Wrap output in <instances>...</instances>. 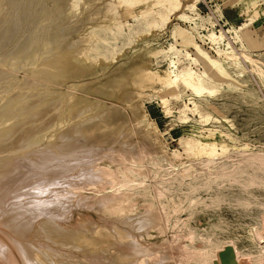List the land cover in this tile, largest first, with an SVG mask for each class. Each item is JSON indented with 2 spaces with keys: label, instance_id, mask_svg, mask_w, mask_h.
Listing matches in <instances>:
<instances>
[{
  "label": "rangeland",
  "instance_id": "374dc122",
  "mask_svg": "<svg viewBox=\"0 0 264 264\" xmlns=\"http://www.w3.org/2000/svg\"><path fill=\"white\" fill-rule=\"evenodd\" d=\"M8 1H0V11L2 9L5 16L3 20L5 23L6 19L9 20L6 24L0 23V31L3 30L0 32V47L3 46L1 42L4 33L8 34L4 37L6 40L9 39L10 32L20 30L24 33L25 29L39 23L38 13L44 6L52 9L54 13L43 22H49L51 17L55 19L57 16L64 18L68 27L64 35L67 40L65 39L64 45L58 47V53L59 50L64 51L63 48L66 49L67 46L77 44L73 50L79 54L81 44L87 43L89 34L92 31L96 33L97 38L92 43L98 47L97 53L88 54L92 58L95 57L96 61L84 62L83 54H79L70 68L82 67V75L72 78L75 81L71 79L63 86H57L51 90L48 97L56 92L65 93L66 97L69 96L68 100L72 98L70 101H73L84 93L85 97L86 88L105 87L109 91L108 94H88V99L85 100L89 103L91 99V104L97 103L95 106L100 104L98 107L102 105L103 109L105 108L106 115L102 117V111L98 116L102 115L101 120L107 119L105 117H108V114L113 115L115 111V114L119 115L111 128L108 126L109 128L103 129L104 134L110 132L111 136L105 135L102 145L110 144L113 134L129 144L130 149L126 144L115 145L117 151L106 145L104 149L101 147V152L98 153L101 160H96L98 167L95 166L94 170L99 167L102 171L111 170L116 179L119 178L112 181V184L110 181H101L102 184H99L102 186L98 187L95 184H80L81 178L85 176L82 173L77 176L78 179L73 177L80 184L76 185L74 190L73 186L67 188L68 191L53 183L54 189L51 191L55 190L56 194L61 195L64 190L68 192H64V196H71L70 201L74 204V209L70 210L71 213L69 211L68 217L73 224L88 222L85 224L88 225L91 222L93 226L90 224L88 227L97 229V236H100L98 230L103 224H106L107 228L111 226L109 229H115L117 225L118 230L126 229L125 232L131 235H121L125 232L111 229L113 235L118 231L119 236L129 237H122L120 240V236V243L125 242V246L129 245L130 249V244L126 242L137 240L133 243L135 248L133 247L132 252L135 254L137 246L142 249L145 247L149 248L148 256L144 254L145 256L139 258L137 254L129 255L128 249L126 257V253H122V250L120 252L118 247H111L110 255L107 252L106 256L104 251L106 255L103 257V250H100L91 262L87 259H91V254L87 253L86 256V253H83V250L90 252L91 246L88 249L84 246L83 250L79 249L82 254L77 251L76 258H72L76 259L73 260L77 261L75 264H118L120 258L121 262H126L124 264H158L155 262L157 260L163 261L162 264H215L219 256L218 251L220 254L224 247L234 248L236 251L229 264H239L248 257L252 258L254 264L262 261L264 264V80L252 71L248 64L226 65L224 61L225 54L240 55L246 51L264 62V0ZM12 8L18 9L17 20L10 18L13 11L14 14L16 12ZM18 35L11 36L17 40ZM16 40L9 41L7 48L13 47ZM52 44L54 42L50 45ZM195 44L201 46L209 56L226 65L228 70V76L215 84L210 91L201 83L203 79L200 75L205 70V63L202 62L200 68L195 64L188 67L189 56H198ZM172 46L173 49H170ZM5 47L2 48L3 52L7 51ZM2 50L0 48V52ZM24 56L23 58L26 57ZM179 58L186 59L184 64L179 63ZM172 60L177 63H170ZM142 67L149 69L150 75L146 78L140 75L137 78V71ZM168 70L196 75L199 77L201 88L192 89L180 81L172 86L161 82L160 77ZM23 77L22 70L15 74V80ZM115 82L118 88L111 87ZM17 84L19 83L14 85ZM79 86H84L85 89L81 88V91ZM111 90H116L114 95ZM91 109L99 110L97 107ZM91 109L89 112L95 111ZM106 138L110 142H107ZM213 143L219 146V150L217 154L209 156L206 151ZM115 154L118 155L117 158L111 159ZM78 167L80 170L77 172L82 168ZM77 168L72 169L76 171ZM75 171L73 173H76ZM107 172L105 171L106 174ZM56 175L58 177V174ZM95 180H98V177ZM71 189L73 193H69ZM74 193L77 196L73 198L74 195L71 194ZM46 195V198H49L48 195L50 198L53 196L51 193ZM98 207L101 208L97 209ZM108 215L110 216L107 217ZM2 217L0 221H3ZM118 218L124 222L120 223ZM142 218H151L153 223ZM139 221L143 224L140 227ZM119 223L121 225L118 226ZM131 224H134V229L136 225L139 229L137 227L133 231L132 227L127 226ZM102 230L107 231L106 227H102ZM110 231H107L106 236ZM108 238L104 240L107 244L101 243L103 248L112 245L113 237ZM9 243L10 240L5 239L4 245ZM122 244L120 245L123 248ZM79 257L85 258L81 260ZM54 259L58 262L61 260L55 264H74L68 263L71 258H65L67 262L58 256Z\"/></svg>",
  "mask_w": 264,
  "mask_h": 264
},
{
  "label": "bare ground",
  "instance_id": "6f19581e",
  "mask_svg": "<svg viewBox=\"0 0 264 264\" xmlns=\"http://www.w3.org/2000/svg\"><path fill=\"white\" fill-rule=\"evenodd\" d=\"M10 1H13V0H9L8 3ZM194 5L195 3L192 6ZM44 7L45 8H43L42 6L43 10L41 11L38 10L40 11L38 13L39 23H36L35 25H33L31 28L27 30L25 29L24 33L20 32V30L19 31L17 30V32H15L16 31L15 30L14 33L10 32L11 33L10 34L7 31L10 36L11 35L14 36V34L16 35L19 34L18 35L19 37H17V40L13 36L11 37L9 36V39L5 40L8 34L4 35L5 31L3 32L4 34L2 33L3 42H1V44L4 47L6 45L8 46L9 41L16 40L17 42H15L14 43L15 45L13 47H10V49L7 48L6 46L5 47V50H7L6 52H3L2 50V48H4L3 46L0 47L2 50V52H0L1 53L0 54V217L5 216V217H2L3 221H0V226L2 227V228L0 227V264H55L58 261H55L54 257L57 258V256L64 259L65 260V261L63 260L64 262H67L70 258L71 259L74 257L76 258L77 251L79 253L80 251L79 249L83 250L82 247L84 246H87L86 249H88V247L91 246V250H89L90 252L86 250L84 252L83 250V253H86V256H87V253L91 254L89 255L91 259L87 258L90 261L97 257L100 250H103L101 251L103 257L106 255L104 251H106V253L109 252V255H110L111 247L112 249H116L115 247H118L120 252L122 250V253L123 252L126 253L125 255L127 257L129 245L125 246L124 244L125 242L124 243L122 242L123 244L120 243V240L122 237L123 238L128 237V236L124 237L126 234L131 236L130 233L125 232L126 229L123 231V230H120L119 228L121 232H125V233L120 232L121 235L125 234L124 236L120 235L121 236L120 237L118 235L119 230L118 228H116L117 225L115 226L114 224L115 229L118 230L117 231L118 234L116 233L117 236H115L116 234L113 235L112 233L114 232L110 231L112 228L109 229L111 226H108L109 228H107V226H105L106 224H103L102 227L103 228L106 227L107 231L109 230L111 233L108 232L109 235L106 236L107 231L104 232V230H102V227H101L100 230H98V234H100V236L99 235L97 236V229H93L92 227V229L95 230L93 231L92 229L88 227L91 224V222H89L90 224L88 225H85L88 222L85 224L84 223L80 224V222H76L75 224H73L69 219L70 217H68L69 211L74 207V204H72V202L70 201L71 196H68L66 194H65L66 196H64V192H65L64 190H66L67 188H72L71 186H73L72 189L74 190V187L76 188V185L80 186V184H83V185L84 184H89V185L95 184V186L98 187L99 185L102 184L101 181L103 182L110 181L112 184V181L119 179V178L116 179V176H114L115 174L113 175L111 170L107 172V170L104 169L108 174H106L104 170L102 171L100 169L101 167L97 169L99 171L94 170V167L98 164L96 160L97 159H99V161L101 160V157L98 154L100 149L102 148L104 149V147H106L107 145L105 143L104 145H102L103 144L102 141L104 142V139H105L104 136L105 135H108L107 137L111 136L110 132L109 134L106 132H105L106 134H104L103 129L108 126L110 127L111 125L116 123L115 121L118 120L119 115L115 114L116 111L114 110L115 112L113 113V115L108 114V117L107 116L105 117L107 119L103 118V120H101L100 117L102 115L100 117L98 116L101 114L102 111H103L102 117L106 115L104 114L105 108L103 109L102 105L98 107V105L100 104L95 106V104L97 103H95L93 99L92 101L95 104H91L92 102L90 101L91 100L90 98H89L90 99L89 103L88 102L86 103L85 100L88 99L87 97L88 94H91V95L93 93H97L98 95L99 93L105 94V95L108 94L109 91H107L105 87L104 89H97V87H95V89L93 88L91 89V87L85 89L84 86H81V87L79 86L81 91L82 89H85L84 91L87 93V95H85L84 97L85 93L83 95L81 94L78 97H75L76 99H74L73 101H70L72 98L68 100L69 96L66 97L67 94L65 93L57 94L56 92L54 94L52 93L53 96L48 97L51 90L56 89L57 86L59 85L63 86L64 84L68 83L72 78L81 76L83 73L82 67L76 66L74 68H70L72 62L75 63L74 59L79 54H83L82 61L84 62L87 60H90L92 62L96 61L95 57L92 58L88 54L91 52L96 55L98 47L92 43V41L96 40L97 38L96 33L92 31L91 34H89L88 36L87 43L81 44L82 49L79 54L75 53L74 52L75 50H73V48L77 44L71 45L69 47L67 46L66 49L63 48L64 51L59 50L60 53H58V50H57L58 47L62 46V44L65 42L66 37H64V35H66L65 31L67 30L68 27L65 24V19L58 18L57 16H55L56 18L53 17L55 19H52L51 17L52 21L50 20L49 22H43V20L50 18L52 13H54L51 11L52 9L46 8V6ZM27 9L29 11V8ZM13 10H15L17 13L15 12L14 14V11H13V16H10V15L9 16L10 18L15 19L16 17H18V11H17L18 9H13ZM56 15H58L57 10H56ZM4 17L5 16L3 15V12L1 9L0 21L3 20ZM28 20H29V17H28ZM4 21L5 20L1 21L0 23L6 24L7 21L9 20L6 19V23ZM2 26H5V25H2ZM0 28H1V25H0ZM0 36L2 37V35ZM10 38H15V40H11ZM20 40H22V42H20ZM53 42L54 44L50 45ZM194 46L196 47L198 56L196 57L189 56L190 64L188 67H190L191 64H195L197 68H200L202 62L205 63V70L201 73L200 77H202L203 79L201 83H203L205 87H207L208 91H210L212 87L214 88L215 84H217L220 80L228 76V70L226 68V65H230L231 63L237 66H241L244 64L250 65V69L256 72L261 77V79L264 80V67H263L264 62L255 58L249 52L245 51V52H242L240 55L225 54L224 61L226 65H224L217 58L209 56L208 53L205 52L201 48V46H199L198 44H195ZM173 47L174 46H172V48L170 49H173ZM57 54H61V55H57ZM6 56H8L10 60ZM23 56L25 58H23ZM6 58H7V61H5ZM178 61L179 63L184 64L186 59L179 58ZM170 63L176 64L177 62L172 60ZM21 70L24 71L23 79L18 78L15 80V74H17ZM149 72H150L149 69L147 68L145 69L142 67L141 69H139V71H137L138 73L137 78L140 75H142L143 78H146L148 77V75H150ZM166 72L167 73L163 77H160V81L163 83H166L169 86L175 85L177 82L180 81V83H182L186 87H190L192 89H198V90L201 88L199 77H197L196 75L190 72L185 73V74L174 73V71H170V70ZM120 80H123V78H120ZM16 83H19L17 84L18 87L14 85ZM116 84L117 83L115 82V85L111 87L116 86ZM119 84L120 83H118V85ZM72 89L74 90L75 88H72ZM76 90H79V89H75V91ZM115 91L116 90H111L110 92L113 93ZM65 92L68 93V91H65ZM73 93L75 94V92ZM68 95L70 94L68 93ZM112 95H114V93ZM92 107L93 108L97 107L99 108V110L100 109L101 110L99 112L98 109L97 110L94 109L95 110L94 111L93 109H91ZM90 109L93 110L94 112L92 111L89 112ZM113 132H115V134H118L116 131H113ZM121 136L123 135L121 134ZM116 137L117 136H114L113 134V137L110 138L112 139V142L108 141L109 139L106 138V140L108 139L107 142H110V144L108 143L107 146H110V148H112V150L114 151L117 148L115 145L124 144L125 146L126 144V141H121L118 137L117 138ZM126 145H127V148L130 149L129 144H126ZM218 150H219V146L216 143H213L210 145L209 149L206 151V154L209 156H213L217 154ZM117 156L118 155L115 154L113 155L111 159H115L117 158ZM72 160H74L73 163H72ZM73 165L77 167L81 166L82 167V168L80 167L81 171L77 172L79 167L78 168L72 167ZM72 168L74 169L77 168V170L75 171ZM56 170L59 171V173H57ZM74 171L76 173H73ZM82 173H84L85 176L83 175L84 178L80 176L82 177L81 178L82 180L79 184V181L75 179L77 178L79 174L81 175ZM86 173L87 174L89 173V174L86 175ZM56 174H58V177ZM74 176H76V178L73 179ZM100 176H102V179H100ZM53 177H56V178H53ZM97 177H98V180H95L97 179ZM32 181H34V183ZM99 182L101 184H99ZM53 183L57 184V187L58 185H61V187L64 188L63 194L61 195L58 193L56 194L55 190L51 191L52 188L54 189V186H52ZM48 184H51V185L48 186ZM50 186H51V189H50ZM55 189L56 191L61 192V190H57V188ZM72 189L70 190L69 193L71 192L73 193ZM48 192L51 193V195H53L51 198H50V195H48L50 199L48 197L47 198L45 197L47 196L46 194H49ZM52 193H55V194H52ZM65 193H68V192H65ZM71 195H74L73 198L75 197V195L77 196L76 193L71 194ZM43 197L46 198L45 199L46 201H44ZM85 201H86V198H85ZM79 202L81 201L79 200ZM113 202H114V199H113ZM82 204L83 203H81V205ZM100 208L98 207L97 209H100ZM113 208L115 209L116 207H113ZM119 208H121V206H119ZM116 209H118V207ZM106 211L108 212V210ZM141 215L143 216L144 214H141ZM109 216L110 215H108L107 217ZM124 216L126 217V215ZM107 219L111 220L109 218ZM122 219H124V217ZM153 219L156 220V217H154ZM142 220L147 221V222L150 221V223H153L151 221L152 220L151 218L150 219L142 218ZM142 220H141V223H142ZM121 221L122 220H120V223ZM120 223L118 224V226L121 225ZM139 224H140V221H139ZM141 225L143 224H140L138 226L140 227ZM127 226L129 228L132 227L131 229L133 231L137 229L138 227L136 225L134 229V224L127 225ZM122 228L124 229V227ZM131 234L133 233L131 232ZM108 237H113L111 239H114V241H112L111 246H109L110 245L109 244L107 245L108 246L107 248H103L104 245L102 246L101 243L105 242L106 239L108 240L109 239ZM119 237H120V240H119ZM5 239L10 240V243L6 246L4 245ZM132 241L126 242L130 244L129 250L131 251V253L129 251V255L135 256L137 254L139 257L144 254L147 255L149 253L148 252L149 248L144 247L142 249V247H140L139 245L140 248H138L137 246L136 252L134 254V251L132 252V249L135 248L133 243L135 244L137 240H135L134 242ZM105 243L107 244V242ZM120 244H122L124 247L122 248ZM113 245H114V248H113ZM224 248H223L224 251L223 250L221 251L225 254H223L222 252L219 254V251H218L219 256L217 255L218 257L215 260V264H229L232 256H234V253L236 254V251L234 248H229V247H224ZM79 254H82V253H79ZM106 256H108V253ZM65 258L68 260H66ZM79 258H77V260ZM82 258L80 259L83 260L85 257L83 259ZM123 258L125 257L123 256ZM73 260H76V259L69 260L72 262L68 261V263H74V264L77 263V261L74 262ZM88 260H87V263H88ZM121 260H122L121 258L118 260V264H120ZM237 260L239 262L238 258H236V261ZM123 261L121 262V264L126 263V262L123 263ZM159 261L157 260L155 262L158 264L163 263V261H160V262ZM236 261L234 260V262ZM113 262L115 261L113 260ZM137 262L139 261L137 260ZM164 262L166 263L167 261L164 260ZM253 262L254 261L252 260V258L248 257L246 261L244 262L240 261L239 264L240 263L241 264H254ZM101 263L102 262H100V264ZM262 263L263 261L260 262L259 264H262Z\"/></svg>",
  "mask_w": 264,
  "mask_h": 264
}]
</instances>
